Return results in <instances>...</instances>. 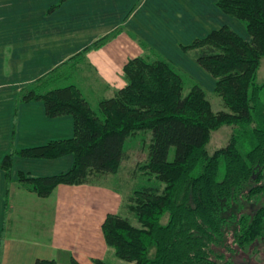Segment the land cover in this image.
<instances>
[{
  "label": "trees",
  "instance_id": "obj_1",
  "mask_svg": "<svg viewBox=\"0 0 264 264\" xmlns=\"http://www.w3.org/2000/svg\"><path fill=\"white\" fill-rule=\"evenodd\" d=\"M218 7L241 21L252 41L225 26L184 49L215 78V94L227 111L215 112L204 88L188 87L185 77L149 48L126 64L127 86L100 102L98 109L78 87L61 86L64 77L56 75L60 70L20 97L22 103L44 102L50 118L71 116L75 123L73 138L19 153L47 160L73 156L67 173L21 176L20 182L41 197L60 185L117 175L128 158V141L138 134L151 135L149 159L142 169L163 190L145 187L129 199L127 209L139 226L119 214L108 215L102 226L107 245L127 264H233L217 251L231 227L240 250L254 248L258 253L264 246V206L253 215L244 213L247 204L264 196V84L258 83L264 59V0H218ZM224 126L240 127L242 132L211 155L212 134ZM13 156L0 165L8 177ZM222 166L225 174L220 181ZM166 216L169 221L163 224Z\"/></svg>",
  "mask_w": 264,
  "mask_h": 264
},
{
  "label": "crops",
  "instance_id": "obj_2",
  "mask_svg": "<svg viewBox=\"0 0 264 264\" xmlns=\"http://www.w3.org/2000/svg\"><path fill=\"white\" fill-rule=\"evenodd\" d=\"M60 2L0 0V165L14 153L10 177L0 167V264H127L102 231L108 215L127 214L117 175L60 185L48 197L20 182L22 175L69 172L73 156L47 160L19 153L75 134L73 117L50 118L44 102H20L22 93L70 65L78 74L65 77L61 86L78 87L98 109L127 86L124 68L146 48L176 68L188 87L198 84L215 93V78L184 48L225 26L248 42L252 37L241 21L218 7V0Z\"/></svg>",
  "mask_w": 264,
  "mask_h": 264
},
{
  "label": "rangeland",
  "instance_id": "obj_3",
  "mask_svg": "<svg viewBox=\"0 0 264 264\" xmlns=\"http://www.w3.org/2000/svg\"><path fill=\"white\" fill-rule=\"evenodd\" d=\"M78 71L69 65L67 68L63 69L56 74L58 77H71L73 75L77 76ZM258 83L264 84V59L262 61L261 68L258 73ZM209 95V98L213 104V110L215 112L227 111L222 99L213 92L206 91ZM215 99V100H214ZM262 101H264V93L262 96ZM240 127H230L224 126L218 131L214 132L211 137V142L208 146V150L211 155L216 151L227 147L234 136L241 134ZM151 144V135L150 134H138L133 139L128 141L127 146V155L129 158L125 161L120 168L117 179L118 183H115L117 186L122 188L123 193V204L124 210L127 213L126 216L131 219L135 226H139V223L136 221L134 214H132L127 205L129 204V199L132 197L134 192L145 188V187H159L163 190V185L159 183L153 176H149L142 167L146 165L149 159V150ZM248 148V146H246ZM174 158V149L171 151L170 159ZM225 174V168L222 166V170L219 175V180L222 181ZM264 206V196L260 200H256L251 204L245 206V212L247 214L253 215L259 208ZM236 211V210H235ZM169 217L166 216L162 220L163 224H167ZM235 227L229 229L227 238L224 240L221 247L217 251L226 256V259L232 261L233 264H264V246L260 248V252L255 253L254 248L249 249L247 252L240 250L234 245V238L231 234ZM229 247L233 251L229 250Z\"/></svg>",
  "mask_w": 264,
  "mask_h": 264
},
{
  "label": "flooded vegetation",
  "instance_id": "obj_4",
  "mask_svg": "<svg viewBox=\"0 0 264 264\" xmlns=\"http://www.w3.org/2000/svg\"><path fill=\"white\" fill-rule=\"evenodd\" d=\"M260 252V251H259Z\"/></svg>",
  "mask_w": 264,
  "mask_h": 264
}]
</instances>
